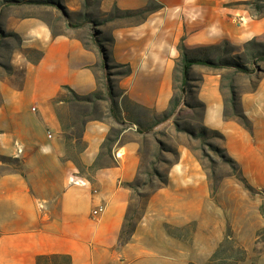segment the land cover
<instances>
[{"label": "crops", "instance_id": "crops-1", "mask_svg": "<svg viewBox=\"0 0 264 264\" xmlns=\"http://www.w3.org/2000/svg\"><path fill=\"white\" fill-rule=\"evenodd\" d=\"M32 1L0 9L2 28L17 33L23 48L43 52L38 63L26 59L21 84L0 79V156L13 160V164L0 160V264H206L213 246L198 253L197 244L213 230L215 203L207 171L185 144L177 146L179 155L168 169V184L153 191L128 241L120 239L133 195L127 183L139 174L145 136L131 119L132 107L126 99L162 117L174 95L182 39L189 54L197 57L202 49L223 41L239 44L247 35L251 39L264 34V18L246 29L236 17L241 12L245 16V11L229 5L240 0H153L159 6L144 21L114 27L111 41L104 46L111 65L131 67L129 75L114 76L128 127L113 146L115 162L103 160L99 169L88 174L81 173L67 155L59 111L52 100L65 85L84 96L99 90L102 58L80 38L55 34L43 15L46 11L60 15L53 3L72 15L81 10L82 0ZM150 1L99 0V10L108 13L114 6L134 10ZM201 66H192L191 78ZM203 71L196 92L203 104V124L223 134L221 146L241 174L252 186L264 189V72L255 89L239 93V106L251 123L247 128L225 117L221 74ZM108 109V117L84 124L86 148L77 157L87 167L97 160L111 133ZM175 114L153 131L172 130ZM99 206L104 211L93 217V209ZM190 224L194 225L191 241L171 231ZM215 239L220 243L221 234Z\"/></svg>", "mask_w": 264, "mask_h": 264}, {"label": "rangeland", "instance_id": "rangeland-1", "mask_svg": "<svg viewBox=\"0 0 264 264\" xmlns=\"http://www.w3.org/2000/svg\"><path fill=\"white\" fill-rule=\"evenodd\" d=\"M150 4L151 8H157L159 6L153 0L149 2ZM229 5L231 8H238L245 11V16L241 12L236 17L239 18V22L244 23L246 29L251 22L264 18V0L232 1L229 2ZM43 15L55 33H66L78 37L84 44L93 48L95 47L93 37H96L104 44V42L111 41V31L114 27L120 24L137 22L138 20L137 17H122L109 20L111 17L99 10V0H82L81 10L72 15H68V19L63 16L62 12L60 15H57L52 11H46ZM10 34L11 32H6V35H0V79L7 77L13 85H19L22 82L24 63L27 58L21 51L18 38ZM248 38L249 35H247V40L239 44L223 41L216 46L210 47L206 51L205 49H200L203 52L197 54V57H212L211 59L219 62V64L223 63L224 60L236 61L249 68V73L236 72L233 68L229 67L213 68L204 65L194 70L193 77H190L191 79L185 87L182 85L180 72L183 53L181 49L183 39L181 40L179 43L181 56L176 62L174 69L173 97H180L184 93L185 101L175 114L172 130H168V132L161 131L164 134L159 135V137L173 149H177L179 144L196 148L194 153L198 156V159L208 174L209 192L215 203L213 216L214 226L211 233L209 232L205 234L206 236H202L204 240H199L197 252H204L206 248L209 249L213 246L214 253L219 246V242L215 238L221 234V241H223L225 234L231 232L237 242L226 245L225 256L234 252L237 257L239 254L236 247L243 246L247 250V258L241 264H264V254H262L264 252V237L262 235V237L257 239L258 231L264 226V189L256 188L250 184L253 190H249L237 178L236 175H239L238 170L231 163L225 161L219 152L209 145L211 143L216 146H221L224 139H221L218 133L209 131L206 138L199 135L194 136L189 133L190 131H196L199 134L203 124V107L200 105L201 102L196 98V92L201 80L199 76L204 72L203 70L221 74V90L226 102V113L230 116L228 118L236 119L247 127L240 117L242 110L238 102L239 93L244 90L255 89L261 77L260 75L264 72L262 70L264 68V34L252 37L251 39ZM186 51L189 53L187 48ZM32 56L35 58L37 54L33 53ZM253 61L256 62V65H254ZM110 66L108 73L114 82V76H119L125 69L115 67L116 65L110 64ZM102 70L100 72L101 77L99 78V85L101 87L100 95L96 98L95 103L79 104L74 100L72 94L66 91L64 94L66 101L62 104L59 102L55 105L65 121L63 135L67 155L71 158L78 156L79 148L76 144V137L81 132V120L85 116L83 115L84 112H89V115H86V117L92 118H106L109 116L107 115V108H109L110 100L105 87V75L107 71L103 67ZM231 83L234 85L237 93L236 109L233 108L230 101L231 93L229 86ZM116 93L119 97L120 93L117 91ZM126 102L132 107L133 113L131 119L137 121L142 128H149L157 118L149 110L131 102L129 99H126ZM176 121L181 130L176 129ZM114 128H118V125L115 124ZM177 159L178 156L172 152H164L159 155L158 145L153 135L150 134L143 137L141 145V173L138 183L140 184L139 191L144 197H139L134 194V198L130 202L132 208L138 207V215H141L146 209L147 195L160 184V179L156 175L151 176V180L149 181V173H152L154 168H156L161 176H165L168 173L170 165ZM2 160L13 164L12 159ZM86 172L92 174L90 170ZM143 182L148 183L143 184ZM171 231L176 235L184 236L187 241H191L194 225L190 224L183 228H172ZM122 241H125V238ZM236 257L216 261L213 264H233Z\"/></svg>", "mask_w": 264, "mask_h": 264}, {"label": "trees", "instance_id": "trees-1", "mask_svg": "<svg viewBox=\"0 0 264 264\" xmlns=\"http://www.w3.org/2000/svg\"><path fill=\"white\" fill-rule=\"evenodd\" d=\"M25 3H33V1L32 0H2V1H0V9H2L3 7H5L9 4L20 5V4H25ZM37 3H41V2H37ZM41 4H48V3L43 2ZM151 4H152V2H151ZM151 4L147 5L145 7H142V8L134 9V10H124V9H120L117 6H114L113 9L106 14H108L111 17L109 20H114V19L122 18V17H137L138 20L136 23H139V22L144 21L148 17V15L155 10V8L150 7ZM53 5L59 7L63 16L66 19H68L67 18L68 12L66 11V8H64L63 6H61L59 4H55V3H53ZM55 34H57V33H55ZM0 35H2V36L6 35V32L1 27V24H0ZM10 35H13V36L18 38L22 53L25 55V57L31 63H38L41 60L42 55H43V52L41 50L35 49V48H23L21 46V39H20L19 35L17 33H14V32H11ZM93 41H94V46H95L94 48L99 52V54L102 58V67H103V69H105V71H107L106 75H105V83H106L105 87L107 89L108 98L110 100L109 110H110V115L112 116V120H113V127L111 128L110 135L107 137L105 143L103 144V151L101 152V154L99 155L97 160L91 166L87 167V166L83 165L78 157L73 158L81 173H85L87 170H90L92 173H94L104 163V162L102 163V161L106 160V159L108 160V162L114 163L115 161H113V159L111 157L113 146H114L116 140L118 139L120 133L125 128L128 127V122H126V120H124L122 115H121V110L119 108V103H118V99H117L118 95L115 91L114 82L111 79L110 74L108 73V70L111 66H110L109 59H108L107 48L96 37H93ZM85 46L87 48H91L86 44H85ZM181 49H182L183 53H182L181 63H180V72H181V76H182L181 81H182L183 87L188 85V83L191 79L190 78V70H191L193 65H206L208 67H213V68L229 67V68H233L236 72H248V73L250 72L249 68H247L245 65H242L241 63L236 62V61L224 60L223 63L219 64V62H217L211 58H208V57L207 58L193 57L186 51V46L184 45L183 40L181 42ZM33 53L37 54V56L35 58L32 56ZM263 59H264V57H263ZM253 63H254V65H256V62L253 61ZM115 67H121V68L125 69V71L122 72L120 75L124 76V75H129L131 73V67L128 64H116ZM229 88H230V93H231L230 101L232 103L233 108L236 109L237 108L236 107V100H237L236 89L232 83L230 84ZM100 89H101V87L99 86V90H97L96 92H94L90 95L84 96V95H79L70 86L65 85V86H63L59 95L52 100V104L55 106L59 102H65L66 100L64 98V94L66 91L69 92L70 94H72L74 100L79 104H81V103L82 104H88V103L93 104V103H95L96 98H98L100 95ZM183 94L180 97H176V96L173 97V99L170 102V108L167 111V113H165L162 117L156 118L154 120L153 124L149 128H142L141 126L138 127L139 133H142L145 136L150 135V134L154 136L155 141L158 145L159 155H161V153H164V152H172V153H175L177 156L179 155L178 149H173L171 146L167 145L162 139H160L159 135L164 134V133L153 131V127L155 125H157L159 122H161L165 119H168L171 115L178 112L179 107L185 101ZM200 105L203 107L202 103H200ZM225 105H226V102H225ZM88 113L89 112H84L83 115H85V116H83V119L81 120V123H82L81 132L76 137V141H77L76 144L79 148L78 153H80L81 151H83L86 148V142L83 140L82 132H83L85 122L88 121L89 119H92V117H86V115H89ZM58 116H59V119L61 121L62 129L64 130L65 121H64L63 117L60 115V113H58ZM225 117H227V118L230 117L226 113V110H225ZM240 117L243 119V122L245 123V125L250 128L251 123H250L249 119L246 117V115L243 113V111H241ZM115 124L118 125V128H114ZM72 125H74V124H72ZM175 125H176L177 130H181L177 121L175 122ZM209 131L218 133L220 138L224 139V136L220 132H218L216 130H210L204 124H202V127H201L199 134H197L196 131H190L189 133L191 135H194V136L199 135L203 138H206L207 133H209ZM209 145H211L215 150H217L219 152L220 156L225 161L231 163L236 168V170H238L239 175H236L237 178L241 182H243L249 190H253V187L247 182L246 178L241 174V170H240L239 166L237 165L236 161L226 153L225 149L222 146H216V145L211 144V143H209ZM188 147L193 152L196 151V148L191 147V146H188ZM0 158H1L0 160L12 159V158H8L5 156H0ZM197 158H198V156H197ZM140 173L141 172L139 169V174L137 175L136 180L133 182L127 183L128 187H130L133 190V195H132L131 199L134 198V194L139 196V197H144V195H142L139 191L140 184L138 183V179H139ZM153 175L158 176L160 179V184L156 188H154V190L168 184V174H166L165 176H161L159 174V172L157 171V169L154 168L153 172L149 173V177H150L149 181L151 180V176H153ZM147 183L148 182H143V184H147ZM153 191L147 195V202L146 203H148V200H149L151 194L153 193ZM144 212L141 213V215H138L137 214L138 213V207L132 208L131 203H130L129 208L127 210L126 217H125L123 229H122L121 235H120L121 241L124 238H125V241H128V239L133 234V231L136 227V224L138 223L139 219L142 217ZM167 227L170 231V226L167 225ZM262 235L264 237V226L258 231L257 239L262 237ZM236 242H237L236 238H234L232 236L231 232L225 234L223 241H221L219 243V246L217 247L215 252L211 255V257L209 258V260L206 264H213L216 261H223L226 259H231V258L233 259L234 257H236V254H234V252L229 254L228 256H225V252L227 249L226 245L227 244H234ZM236 248H237V252L239 255L236 257L233 264H241L247 258V250L243 246H238Z\"/></svg>", "mask_w": 264, "mask_h": 264}, {"label": "built area", "instance_id": "built-area-1", "mask_svg": "<svg viewBox=\"0 0 264 264\" xmlns=\"http://www.w3.org/2000/svg\"><path fill=\"white\" fill-rule=\"evenodd\" d=\"M20 151H22V150H20ZM103 211H104V207H103V206H99V207L93 209V211H92V215H93V217H97V216H99Z\"/></svg>", "mask_w": 264, "mask_h": 264}]
</instances>
